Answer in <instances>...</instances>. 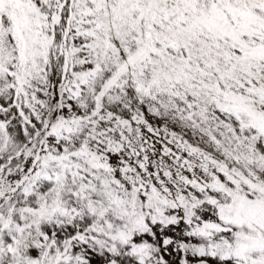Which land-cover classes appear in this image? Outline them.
<instances>
[{"label":"snow or ice","instance_id":"snow-or-ice-1","mask_svg":"<svg viewBox=\"0 0 264 264\" xmlns=\"http://www.w3.org/2000/svg\"><path fill=\"white\" fill-rule=\"evenodd\" d=\"M0 264H264V0H0Z\"/></svg>","mask_w":264,"mask_h":264}]
</instances>
